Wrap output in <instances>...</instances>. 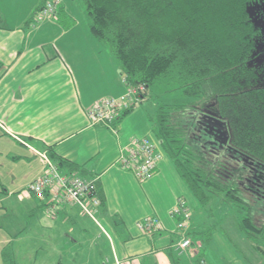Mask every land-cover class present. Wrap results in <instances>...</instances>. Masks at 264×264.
Masks as SVG:
<instances>
[{
    "label": "crops",
    "instance_id": "crops-1",
    "mask_svg": "<svg viewBox=\"0 0 264 264\" xmlns=\"http://www.w3.org/2000/svg\"><path fill=\"white\" fill-rule=\"evenodd\" d=\"M45 1L0 0V264H42L48 252L66 264H213L202 250L215 238L202 239L199 205L172 162L162 160L144 181L118 163L137 138L153 135L144 107L116 129L91 124L88 113L97 102L129 92L109 48L89 25L79 30L64 0L58 13L74 22L70 28L58 14L35 26ZM54 153L85 166L84 179L98 181L103 229L74 205L52 218L47 203L27 194L45 173L41 155ZM182 207L188 220L171 215ZM147 218L157 219L161 230L142 234L138 224ZM183 220L187 229L180 230ZM186 237L192 246L179 254Z\"/></svg>",
    "mask_w": 264,
    "mask_h": 264
},
{
    "label": "trees",
    "instance_id": "trees-1",
    "mask_svg": "<svg viewBox=\"0 0 264 264\" xmlns=\"http://www.w3.org/2000/svg\"><path fill=\"white\" fill-rule=\"evenodd\" d=\"M81 1L91 34L109 48L127 86L136 92L137 104L121 113L113 129L147 100L153 86L181 90L189 101L162 106L152 119L158 147L199 206L213 198L233 205L240 229L250 239H263L264 212L255 209L237 183L242 168L230 180L221 160L194 139L197 116L212 111L227 125L232 150L244 163L264 170V89L255 88L258 31L249 14L260 0ZM58 15L66 29L73 25L63 10ZM50 157L63 174L88 176L85 166L55 153ZM99 190L97 183L101 207L104 196Z\"/></svg>",
    "mask_w": 264,
    "mask_h": 264
},
{
    "label": "built area",
    "instance_id": "built-area-1",
    "mask_svg": "<svg viewBox=\"0 0 264 264\" xmlns=\"http://www.w3.org/2000/svg\"><path fill=\"white\" fill-rule=\"evenodd\" d=\"M59 7V0H46L37 14L38 20L56 17ZM135 96L136 92L131 90L126 97L121 99L109 98L97 102L88 113L92 126L112 127L124 110L129 108L131 104H137ZM162 153L158 145L150 137L145 136L137 138L127 150V153L121 155L118 163L123 169L132 172L138 180L144 181L150 178L158 169L163 158ZM41 158L45 162V173L27 186V194L37 197L43 204L47 203L46 205L49 207L48 214L52 218L58 215L62 206L66 204L76 205L85 216L102 228L97 216L100 207V201L96 196L97 180H86L75 175L63 174L58 165L48 155L43 154ZM171 215L173 217L183 215L187 220L190 217L184 207H182V210L180 208L173 210ZM178 223L180 230L187 229L186 220ZM138 225L142 234H151L154 231L161 230V224L155 218H147ZM191 246V240L186 237L177 246L176 250L179 254H182ZM198 264H205V262L201 260Z\"/></svg>",
    "mask_w": 264,
    "mask_h": 264
},
{
    "label": "rangeland",
    "instance_id": "rangeland-1",
    "mask_svg": "<svg viewBox=\"0 0 264 264\" xmlns=\"http://www.w3.org/2000/svg\"><path fill=\"white\" fill-rule=\"evenodd\" d=\"M65 7L77 19L80 29L89 25V18L85 6L81 0H64ZM251 21L258 31L253 48V56L256 58V65L260 68L261 75L264 70V0L253 4L249 8ZM38 15L34 18L35 26L44 23V20L39 21ZM69 24H74L71 22ZM66 27V25H65ZM80 32V31H78ZM82 32V31H81ZM257 88L264 89V76L260 77ZM128 90L130 88L128 87ZM129 93V92H128ZM189 100L181 90L173 91L170 86L162 84L153 86L148 92V98L141 106H137L134 110L137 112L141 107H144L150 122L155 118L157 111L162 106H180L187 103ZM199 121V120H198ZM197 125V123H196ZM197 129V127H196ZM194 131V139H199L202 144L207 146V141L201 133V130ZM202 135V136H201ZM150 139L156 144L154 135L149 136ZM159 148V147H158ZM160 149V148H159ZM162 149H160L161 151ZM162 160L169 161V158L164 154ZM188 198L192 201L193 197L189 191ZM194 200V199H193ZM22 206V214L25 218L27 208ZM198 206V205H197ZM100 208V207H99ZM198 217H202L199 223L200 232L203 233L202 239L206 240L210 235L215 238V243L209 242L204 245L202 250L203 255L207 260L212 261L213 264H264V238L263 239H250L239 227V214L237 208L233 205L226 204L220 201L219 198H213L205 207L198 206ZM27 244L31 242L27 240ZM50 247V244H47ZM25 250H23V253ZM219 256H224L221 260ZM48 252L46 260L41 261L42 264H66L56 260ZM70 264H78L76 261H71Z\"/></svg>",
    "mask_w": 264,
    "mask_h": 264
},
{
    "label": "flooded vegetation",
    "instance_id": "flooded-vegetation-1",
    "mask_svg": "<svg viewBox=\"0 0 264 264\" xmlns=\"http://www.w3.org/2000/svg\"><path fill=\"white\" fill-rule=\"evenodd\" d=\"M262 73L263 75H261L259 69L257 74V85L259 84L260 77L264 76V70ZM257 85L255 88H257ZM258 89L263 90V88ZM215 115L216 114L211 111L197 116V129L201 130L202 135H204L207 146L210 145V151L215 155L214 159L219 162L221 160L222 165L225 166L223 173H227V170L230 172L228 177L230 180L233 178L235 180L234 172L238 167L242 168L243 174H240L237 178L240 190L250 201L254 202V207L259 213L264 212V170L259 166H250L244 163L245 158L232 150L230 147L231 137L227 125ZM217 163L216 161V164ZM260 220H264V215L260 217Z\"/></svg>",
    "mask_w": 264,
    "mask_h": 264
},
{
    "label": "water",
    "instance_id": "water-1",
    "mask_svg": "<svg viewBox=\"0 0 264 264\" xmlns=\"http://www.w3.org/2000/svg\"><path fill=\"white\" fill-rule=\"evenodd\" d=\"M221 122V121H220Z\"/></svg>",
    "mask_w": 264,
    "mask_h": 264
}]
</instances>
